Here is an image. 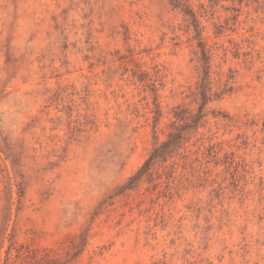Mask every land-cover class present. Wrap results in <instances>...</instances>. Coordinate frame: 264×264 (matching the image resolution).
<instances>
[{
    "label": "rangeland",
    "instance_id": "1",
    "mask_svg": "<svg viewBox=\"0 0 264 264\" xmlns=\"http://www.w3.org/2000/svg\"><path fill=\"white\" fill-rule=\"evenodd\" d=\"M0 264H264V0H0Z\"/></svg>",
    "mask_w": 264,
    "mask_h": 264
},
{
    "label": "trees",
    "instance_id": "2",
    "mask_svg": "<svg viewBox=\"0 0 264 264\" xmlns=\"http://www.w3.org/2000/svg\"><path fill=\"white\" fill-rule=\"evenodd\" d=\"M203 53L205 56H207L205 49H203ZM204 95H205V97L207 96L206 92L204 93ZM177 135H179V134L171 133L170 137L167 140H165L164 142H162L159 145L154 146V148L151 151L149 157L147 158L145 164L142 166V168L135 175L136 178H139V176H142L143 173H145L148 169H150L151 166H153L157 161H159L167 153V150L172 145H174L176 143L175 140H176Z\"/></svg>",
    "mask_w": 264,
    "mask_h": 264
}]
</instances>
